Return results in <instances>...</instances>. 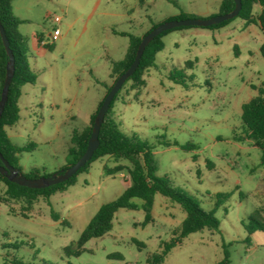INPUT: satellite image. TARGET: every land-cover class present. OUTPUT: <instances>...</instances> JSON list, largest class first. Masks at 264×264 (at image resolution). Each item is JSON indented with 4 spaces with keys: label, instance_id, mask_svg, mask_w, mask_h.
Instances as JSON below:
<instances>
[{
    "label": "rangeland",
    "instance_id": "rangeland-1",
    "mask_svg": "<svg viewBox=\"0 0 264 264\" xmlns=\"http://www.w3.org/2000/svg\"><path fill=\"white\" fill-rule=\"evenodd\" d=\"M175 1L179 7L169 0L13 1V15L24 20L18 30L26 38L27 61L36 76L34 85L22 88L18 123L7 128L16 146H37L19 155L24 172L38 168L50 174L66 164L73 130L89 125L90 113L105 94L95 78L111 85V61L127 53L129 39L112 30L142 37L153 23L170 15L183 12L205 19L217 15L221 5V0ZM55 17L61 24L53 22ZM57 26V47L40 46L37 37L46 40ZM162 40L164 49L156 55V67L145 74L139 96L128 84L115 104L118 127L148 142L157 175L169 177L203 209H214L217 194L230 195L215 212L219 231L191 234L171 250L164 264H218L224 245L231 264H264V233L247 231L251 215L264 218L262 151L252 141H237L244 135L242 105L258 95L252 86L264 85V33L234 18L219 29L176 30ZM171 74L182 83L171 80ZM166 141L196 149L165 147ZM118 164L131 167L126 160H97L77 176L75 185L32 206L8 198L0 181V264H9L14 256L37 264H148L149 255L159 250L161 241L170 242L186 217L178 204L160 194L153 221L145 227L142 202L134 199L138 210L120 209L109 233L78 245L99 208L127 187V168L114 176L103 170L104 165Z\"/></svg>",
    "mask_w": 264,
    "mask_h": 264
},
{
    "label": "trees",
    "instance_id": "trees-1",
    "mask_svg": "<svg viewBox=\"0 0 264 264\" xmlns=\"http://www.w3.org/2000/svg\"><path fill=\"white\" fill-rule=\"evenodd\" d=\"M15 0H0V21L3 25L6 33V37L9 43L10 50L13 54L15 71L9 88L8 99L0 119V153L5 160H7L13 167L20 170V172L28 179H36L40 177H47L50 174H41V170L33 168L28 172H24L19 164V155L23 152H32L37 149L34 143H29L24 146L18 147L12 143L7 128L15 126L20 119L19 100L21 97V91L24 85H34L36 76L31 71L27 56L28 49L26 45V38L19 30L18 26L23 22L15 17L12 13V3ZM176 7L179 4L175 0H169ZM242 9L238 17L245 22V28L250 25L258 26L264 33V0H241ZM258 7V11L255 13V8ZM235 8L234 0H221L219 13L217 15H224L230 13ZM214 15V16H217ZM188 18H198L189 16L183 12H180L176 16H172L164 20H182ZM233 20V19H232ZM232 20L223 22L218 25L206 27V29H219ZM153 23L152 27L142 37L149 33L159 24ZM193 27H181L175 28L161 35L157 36L145 49V52L141 58L139 67L135 73L125 82L123 87L114 97L109 110L104 118L99 134V147L95 151L93 157L86 165L78 171V173L70 178L68 181L50 186L45 189H30L19 186L10 182L4 175L0 174V181L6 186V195L12 200H23L28 205L32 206L37 200L44 199L49 201L50 198L59 192L66 191L70 186H73L77 182V176L81 173L88 172L91 164L97 160L103 158H110L116 163L120 160H126L131 164V167H127L122 164H118L114 168H109L104 165L103 170L106 175L114 176L118 172L124 169H128V175L130 178V186L127 187L124 192L115 200L103 204L94 217L90 220L85 230L83 231L78 245L82 247L85 243L91 239L99 238L113 229V220L115 214L120 209L138 210L139 205L133 203L134 199L141 200V208L145 213V220L143 226L145 227L153 221V207L155 204V197L160 194L172 202L178 204L186 213V217L181 225L173 231V237L170 242L160 243L158 251L149 255L147 259L148 264H164L167 255L171 252L175 246L181 244L191 234L208 230L210 232H217L220 229V222L215 217V212L228 201L229 194H217L214 209L207 211L203 209L200 204L190 195H188L183 189L176 187L173 182L167 176L159 177L157 175L158 166L154 159L152 146L145 140L137 137L136 135H127L122 132L116 120L114 112L115 104L120 101V95L128 84H131V90H137L135 97L139 96L142 88L146 86L145 74L156 67V55L163 51L164 42L163 37L172 31L183 30ZM114 34L127 37L129 39V47L125 57L122 60H112V72L111 78L113 80L111 85L105 82H101L95 78L97 84L102 85L105 88V94L95 112L90 117L89 125L82 131L73 130L70 137V145L67 153L66 164L60 168L57 172L67 169L75 164L85 153L88 145L89 138L92 132V126L97 115L99 108L101 107L103 100L107 93L111 90L114 82L125 73L134 61L138 46L142 40V37L136 35L117 32L112 30ZM40 43L41 39L38 36ZM48 50L54 49V43L44 46ZM261 55L264 58V44L260 49ZM9 57L2 43L0 36V98L1 92L6 76V66ZM170 79L177 84H181L182 81L178 80L176 75L171 74ZM253 90H257L258 95L251 98L247 103L242 105L241 119L244 126V135L238 137L237 141H252L253 145L262 151L261 164L264 165V85L260 87L252 86ZM165 147L177 146L184 151L195 150V146L191 144L180 145L177 142H163ZM196 155L194 159H196ZM0 165L2 162L0 160ZM237 189H239L237 187ZM241 197L242 194H240ZM51 217L54 221L59 220V216L52 211ZM251 223L247 227L249 235H253L256 232L264 233V218L259 214L257 216L251 215L249 217ZM62 224L66 225V221ZM136 244L142 245V243L133 240ZM247 242H250L248 237ZM18 247V246H16ZM224 257L218 264H231L230 251L228 246L224 245ZM110 257H114L111 255ZM9 264H37L35 262L25 263L18 259L16 256L9 262ZM40 264H49L42 262Z\"/></svg>",
    "mask_w": 264,
    "mask_h": 264
},
{
    "label": "water",
    "instance_id": "water-1",
    "mask_svg": "<svg viewBox=\"0 0 264 264\" xmlns=\"http://www.w3.org/2000/svg\"><path fill=\"white\" fill-rule=\"evenodd\" d=\"M235 2V8L230 13L224 14V15H217L210 18H188V19H182V20H171L166 21L158 26H156L154 29H152L149 33H147L144 37H142V40L138 46L136 56L134 58L133 63L128 68V70L123 73L113 84L111 90L107 93L105 96L103 103L101 107L99 108L97 115L95 117L93 126H92V132L91 136L88 141L87 149L83 156L72 166L68 167L65 170H62L61 172H55L52 173L50 176L47 177H40L36 179H28L26 176H24L20 170L13 167L7 160L3 158V156L0 153V160L2 162V165H0V174L4 175L10 182L17 184L22 187L30 188V189H45L50 186L58 185L61 183H64L68 181L70 178L75 176L80 169H82L87 162L91 160L93 157L95 151L99 147V134L101 130V126L103 124L104 118L109 110V107L116 96V94L120 91V89L123 87L125 82L135 73L137 68L139 67L141 58L145 52V49L147 46L159 35H161L163 32L175 29V28H181V27H197V28H206L211 27L213 25H218L223 22L232 20L241 12L242 9V1L241 0H234ZM0 36L2 39V43L4 45V48L7 52V55L9 57L7 66H6V76L1 92V98H0V119L2 116V113L4 111L7 99H8V93L9 88L11 85L12 78L14 76L15 71V65H14V59L13 54L10 50L9 43L6 37L5 29L0 21Z\"/></svg>",
    "mask_w": 264,
    "mask_h": 264
},
{
    "label": "built area",
    "instance_id": "built-area-1",
    "mask_svg": "<svg viewBox=\"0 0 264 264\" xmlns=\"http://www.w3.org/2000/svg\"><path fill=\"white\" fill-rule=\"evenodd\" d=\"M53 22L57 25H59L61 23V18L60 17H55L53 19ZM61 36V31H60V28L59 26L55 27V29L53 30V32L50 34V36L46 39V40H43L41 42V44L43 46H46V45H51L53 43H55Z\"/></svg>",
    "mask_w": 264,
    "mask_h": 264
},
{
    "label": "crops",
    "instance_id": "crops-1",
    "mask_svg": "<svg viewBox=\"0 0 264 264\" xmlns=\"http://www.w3.org/2000/svg\"><path fill=\"white\" fill-rule=\"evenodd\" d=\"M255 11H257L256 10V8H255ZM179 13H176V14H173V15H170V16H168V17H166V18H164L161 22H163L164 20H166L167 18H169V17H172V16H176V15H178ZM20 20H22L23 22L22 23H24V20L23 19H20ZM21 23V24H22ZM61 24V23H60ZM60 28V27H59ZM113 33V32H112ZM50 34H51V32L48 34V36L47 37H49L50 36ZM114 34V33H113ZM114 35H117V34H114ZM40 37V39H41V41H40V43H39V41H38V43H39V45L40 46H42V47H44L42 44H41V42L43 41V40H45V38L43 37V36H39ZM122 37H124V36H122ZM37 40H38V37H37ZM58 40H60V38L58 39ZM57 47V44H56V42L54 43V48H56ZM112 69V68H111ZM111 75V74H110ZM109 75V76H110ZM96 82V81H95ZM103 98V97H102ZM101 101V100H100ZM99 101V102H100ZM99 102H98V104H99ZM97 104V105H98ZM96 108H97V106L95 107V109H93L94 111H93V113L95 112V110H96ZM93 113H90V117H91V115L93 114ZM82 131V130H81ZM67 153H68V151H67ZM67 160V159H66ZM65 164L64 163H60V165L59 166H64ZM130 186V180H128V182H127V187H129ZM126 187V188H127Z\"/></svg>",
    "mask_w": 264,
    "mask_h": 264
}]
</instances>
